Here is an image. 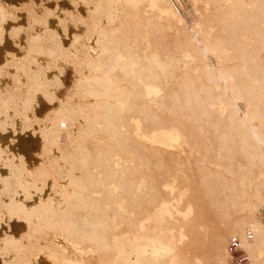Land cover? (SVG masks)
Listing matches in <instances>:
<instances>
[{
	"label": "bare ground",
	"instance_id": "6f19581e",
	"mask_svg": "<svg viewBox=\"0 0 264 264\" xmlns=\"http://www.w3.org/2000/svg\"><path fill=\"white\" fill-rule=\"evenodd\" d=\"M97 1L100 0H94V8H88L93 18L102 9ZM125 1L132 4V0ZM200 1L205 3L207 12L191 24L176 11L173 18L162 21L157 14L126 13L115 33L87 20L88 29L84 35H75L69 47L63 46L53 34L46 33V17L53 14L76 16L78 11L65 10L60 4L47 10L33 0L28 1V6L39 9L38 14L33 12L29 17L30 25H41L30 27L29 35L34 32L36 37L31 34L33 39L28 37L24 48L35 52L37 46L39 51L45 41L43 37L49 41L54 39L56 44L49 47L50 51L43 49L56 56L73 52L80 58L78 61L74 56L82 78L78 79L73 94L58 99L59 105L39 120L33 113L35 96L31 93L35 95L36 90L43 89L50 103L57 99L45 83L39 82V77L44 75L41 69L42 74L39 72L37 77L35 74L27 76L28 81H25L29 85L25 82L20 86L21 90H27L25 95L30 100H26V96L22 100L21 92L12 90L9 85L0 87L2 132L6 133L9 128L14 130L15 116L22 117L20 120L27 124L26 127L38 126L44 151L54 156L50 166L29 171L22 157L16 164L13 153L0 145V216L15 217L25 225L19 237L5 234L2 264H37L34 258L41 247L57 255L61 264H158L159 256L168 253L165 244L161 237H149V231L145 233L143 229L150 225L149 220L162 222L169 203L167 199L173 193H177L179 205H186L194 212L193 220L185 224L186 232L191 234L200 229L206 233L202 232L198 241L196 237L201 233L192 234L195 239L185 244L189 246L191 242L189 247L196 249H188L185 245L183 254L188 250L197 251V248L202 251L204 247L198 245L202 242L205 245L206 241L202 240L206 235L207 240L212 238V242H208L211 251L204 250L206 255L211 254V259L207 255L208 260H212L209 264H228V237L234 233L243 236L248 227L254 237L245 243V248L256 264H264V225L256 215L257 200L264 196V0ZM86 2L88 6L93 3ZM102 11L103 14L106 10ZM13 12V6L0 0V37L5 31L1 19ZM23 29L13 26L10 33ZM166 30L172 35L167 41L162 35ZM35 41H40L41 45H36ZM29 48L27 55L33 52H29ZM154 49L155 56L164 50L189 52L190 66L174 86L167 87L160 72L152 71L147 56L153 54L151 50ZM92 51L97 55L89 56ZM183 55L186 57V53ZM211 56L215 57V64ZM7 57L16 59L12 53ZM9 59L0 70L11 67L13 59ZM45 59L41 62L47 64L44 68L48 66L50 73L55 60ZM28 61L26 65L33 67ZM32 63L34 65V61ZM116 66H121L141 89L132 91L127 86L114 84L111 71ZM41 68L44 70L43 66ZM121 112L125 114L119 116ZM93 128L96 131L105 129L109 137L108 145L96 148L95 154L88 147L91 138L87 135L88 132L97 134ZM63 131L73 135L69 147H62L65 143L60 142ZM163 132L175 145L178 143L176 151L159 145V134ZM137 135L143 138L136 139ZM144 140H152L154 146L146 142L147 145ZM121 144H125L126 149L128 145V149L139 151L133 164L128 161L119 167L120 157L116 156L120 155ZM96 167L100 173L98 177ZM7 170L14 175L3 178L5 175H1ZM111 181L119 182L104 189L101 199L96 198L97 188ZM51 185L61 189L60 193L56 192L57 196L47 195L52 191ZM61 193L64 194L61 196ZM126 199L128 203L124 205ZM158 207L156 217L153 211ZM108 209L114 212L108 213ZM206 214L211 215L210 218L206 219ZM207 222L211 225L208 227L209 233H213L211 237L205 228ZM124 223L128 229L145 233L141 234L144 241L140 236L132 239V244H138L134 247V258L128 255L115 230ZM165 225L177 227L174 221H167ZM163 238L166 241L167 237ZM200 250L193 255L200 252L199 256L205 258ZM181 254L173 252L167 264H194V257ZM7 257L10 259H5Z\"/></svg>",
	"mask_w": 264,
	"mask_h": 264
},
{
	"label": "rangeland",
	"instance_id": "374dc122",
	"mask_svg": "<svg viewBox=\"0 0 264 264\" xmlns=\"http://www.w3.org/2000/svg\"><path fill=\"white\" fill-rule=\"evenodd\" d=\"M3 1L6 2L7 4H10L11 6H13L14 12L12 15L8 14V15L4 16L3 19H1L2 24L5 28V31L3 33V36L0 37V69H2L1 67H3V65L5 67V64H7L6 61H7V59H9L7 57L8 53H12V55L14 57L16 56V59L12 58L13 59L12 60L10 58L12 60L10 62L11 67L6 68V69L3 68L4 70H0V72H1L0 73V87L9 85V87H11L12 90L14 89V91L17 90V91L21 92V95H19V96L22 97V100H24L23 98L25 96H26L25 99L27 100V99H29L27 94L25 95V93H26L25 91H27V90H25V89L21 90L20 86L25 85L24 84L26 82L25 79L28 81L27 76L32 77L35 74L34 76L37 77V74L40 75V73L42 74V72H43V74L45 76L42 75L44 77H42V76L39 77L41 79L40 80L38 78V80H40L39 82L45 83V86L49 87L48 90L52 91L54 93V95L57 97V99L54 102L50 103L49 99H47L48 97L46 98V95H45L46 93H44L45 91L43 92V89L39 90V91L36 90L38 92L35 91V95H34V93H31V94H33V97L35 96V98L33 99L34 102L31 99V102H33L32 103L33 104V113L35 114V117L39 120V119L43 118V116L49 110H51L52 108L57 107L59 105L58 99H64L67 96L73 94V92H74L73 89H75L76 83H78V81H79L78 79H80V77L82 76L81 70H79V68L77 69V67H76L77 65L75 64L76 63L75 58H77V56L73 52H69V53H67L69 55H66L69 59L66 58L67 60H65L64 57H66V56L51 55L50 53H48V51H45V50L46 49L49 50V47L55 46L56 41L54 39H51V41H49V40L45 39L44 37H43V39L45 41H43V39L40 36L38 38L41 39V40L39 39L40 41H43L41 43L42 45L40 44V41L39 42L35 41V42H36V45H38V44L41 45V47H40V45H39V47L42 49V51L45 49L44 52H40L41 49H39V51H38V47L36 45L35 46L37 49L35 50V52L36 51H37V53L40 52L38 54L35 53L34 50H31L29 47L24 48V46L27 44L26 41H27L28 37L30 39L31 34H32V37L34 36V32H30L31 34L29 35V31L31 30V28H34L37 25H41V24L34 25L35 23L30 25V22H29V20H30L29 17H31V14L33 12L36 13L37 11H39V9H34V8H31L30 6H28L29 0H3ZM87 1L88 2L92 1L93 3L92 4L90 3V5L88 6L86 0H79V1L75 0L76 4L78 2V5H76L77 7H75L74 0H33V2L36 3V5H43V6L47 7V10L55 9L57 4H60L65 10H69V11H76L77 10L78 11V15H76V16L74 14L71 16H68L66 14L65 15H54L53 14L49 17H46V25H45L46 33L49 35L53 34L52 37L54 36V38L57 39L59 42H61L62 45L65 47L70 46V43L72 42L75 35H84L86 30L88 29V26H87L88 23L87 22L90 19L92 21H94V23H96L98 26L108 28L111 33H115V32H118V29L123 24V22L125 20L126 13H135L137 11H140L144 15L145 14L146 15L157 14L158 15V16L156 15L157 18H159L162 21L165 18L166 19L173 18L176 15V13L174 11H176L179 15H181L182 18H184V20L187 23L191 24L193 21L199 19L201 17V15H204L202 13L207 12L205 9V6H204L205 3L200 1V0H166V1L165 0H132V4L129 2H126L125 0H105V1L100 0V1H97L99 3V5L101 4V6H99L100 9L102 7V9H101V10H103L102 12H104L105 10L106 11L103 14L100 13L101 10H99V12L97 11L99 14H97V12H96L95 14H97V15L93 18L92 13L91 12L89 13L88 8H90V7L94 8L95 5L93 6V4H95L96 2H94V0H87ZM160 2H162V3H160ZM96 6H97V4H96ZM215 8H217V6L211 7V9H215ZM40 11H43V10H40ZM45 13H47V11ZM37 14H38V12H37ZM13 26L22 27L24 29L18 30L12 34V33H10V31H11V28ZM38 33H39V31H38ZM162 35L166 41L168 39L172 38L171 33L167 30L163 31ZM34 37H36V36H34ZM33 38H31V40ZM36 40H38V39H36ZM31 42L28 41V43H31ZM255 43H257L256 40H255ZM33 45H34V43H33ZM258 45H260V44H258ZM30 46H31V44H30ZM27 48L30 49L29 52L33 51L34 53L30 52L31 55H30V53H29V55H27L26 54V53H28V51L26 50ZM95 51H92L91 55H89V56H96L97 52H95ZM151 51L154 54L155 49L151 50ZM173 51L174 50L158 51L159 52L158 56L157 55L155 56V54L154 55L153 54L148 55L150 57L147 56L149 63L151 62L150 66L152 65L151 66L152 71H154V72L156 71L158 73L160 72V76L162 77V79H163V81L167 87L174 86L176 84V81L179 80L183 71L188 69L190 66L189 58L191 56H190L189 52L182 51V52L177 53V51H174L175 52L174 53ZM185 53H186V57H185V55H183ZM262 55H264V51L262 52ZM74 56H75V58H74ZM153 57H155V58H153ZM28 59L29 60L32 59L34 61V65L32 63L33 61L30 60V62H29ZM42 59H45L47 61H49V59H50L49 62H51L52 59L55 60V63L53 65V67H54L53 71L48 73V71H47L48 66L44 68V66L47 64L46 63L43 64L41 62ZM79 59L80 58H77L78 61H79ZM27 61H28V63L32 64V66L34 68L33 67H31V68L36 70L37 73H35V71L33 73V70L30 68V66H31L30 64L26 65ZM155 62L157 65L155 64ZM211 62L214 64L216 63V59L214 56H211ZM24 63H25V65H24ZM39 63H41V64H39ZM8 64H9V62H8ZM35 65L37 67H35ZM40 65H41V67L43 66L44 70H42ZM17 68H20L23 71H19L20 69H17ZM23 68H25V70ZM115 68H114V70L112 69V71H111V76L113 78L112 81L114 84H117L120 86H122V85L127 86V88L129 90H132V91H139L141 89V85L136 80H134L130 75H128L121 66H118V67L116 66ZM26 69H29L27 71L28 73L26 72ZM37 69L38 70L41 69L42 72H40V70L37 71ZM16 70H17V73H16ZM19 72H21V73H19ZM44 72H46V74ZM22 73H23L24 77H26V78H22L23 77ZM27 74H30V75H27ZM4 76H6V77H4ZM18 77H19L20 81H18ZM31 77H29V78H31ZM21 79H23L22 84H20ZM1 82H2V84H1ZM17 84H19V87ZM26 84L29 85V82L28 83L26 82ZM72 90H73V92H72ZM31 94L29 93V95H31ZM19 96H16L17 100L20 99ZM240 104H241L242 110H244L245 109V103L243 104V102H242ZM123 112L119 113V116H123V114H125ZM125 112H126V110H125ZM222 113L224 115V112H222ZM15 114H17V113H15ZM116 114L118 116L117 112H116ZM16 116H15L16 120L14 119V121H13V122H15L14 124H16L15 125L16 128L14 130L12 128H9L8 131L5 133V132H2V130L0 128V145H2V146L5 145L8 148V150L11 153H13L12 154L13 157L15 159L17 158V160L15 161L16 164L17 163L19 164V162H20L19 160L22 157V159H23L22 162H24L25 166L27 167V169L29 171H33L34 169H36L39 166H46V165L50 166V163L52 161L54 162V160L52 159V158H54V156H48V154H47L48 152L44 151V140H43L41 130L38 128V126L36 124H33L32 125L33 127H31V125L30 126L28 125L26 127L27 124H24L22 122L23 118L22 117L17 118L18 116L17 117ZM20 118L22 120H20ZM23 124L25 127H23ZM136 126H137V124H136ZM125 129L126 128H124V130ZM132 131H133V129L130 130V132H132ZM137 131H138V126H137ZM139 131H141V130L139 129ZM106 132H107V130H106ZM96 133L97 134H90L88 132V134H87L91 138L89 140L88 147L91 149L93 154H95L94 152L96 151V148L97 149H103L104 147H106L108 145V139H109V137L107 135L108 133L107 134L105 133V129H98V131H96ZM133 133L134 132H132L130 134L133 136ZM95 135H96V137H95ZM72 136L73 135H71V134L67 135L66 131H63L61 133L60 142H61V144L65 143L64 145H62V147H65V146L69 147V145L72 142V140H71V138H73ZM141 136L137 135L136 139L137 138L138 139L143 138V135H141ZM67 137L70 138V140H68ZM159 137H160V141H159L160 146L168 149V151H171V152H174L177 150L176 146L178 145V143H176V145H175L174 144L175 142L171 141L168 134H164V132H163V133L159 134ZM143 142H145V143L147 142L151 146L152 145L154 146V143L152 140L151 141L150 140H147V141L144 140ZM124 147H126L125 144L119 145V151L118 152L120 155L116 156V158L120 157V158H118L120 163H121L119 165V167H122V163L127 164L128 161L131 164H133V160L136 158L137 154H139V151H136L133 148L129 147V149H128V145H127V149ZM45 152H46V154H44ZM21 164L23 165V163H21ZM94 165L97 166L96 164H93V166ZM99 167L101 168V165ZM8 170L6 171V173L1 175V176L5 175V177H3V178H6L7 176H10L12 174V173H8ZM94 170L96 171V177H98L99 176L98 174H100V173L97 171V167ZM79 174L80 173H78V175ZM13 175H14V173L12 174V176ZM103 181L105 182V180H103ZM52 182H54V180H52ZM117 182H119V181H117ZM117 182L111 181V183H108L107 186H104V184L100 185L103 189L100 188V190H98L100 187L99 186L97 188V191L94 192V196L98 199L99 198L101 199L104 195V192H102V191L104 189H106L107 187L115 186ZM52 185H51V187H52ZM144 187L145 186H143L142 189H144ZM58 188L59 187H52L51 193H49L47 195H49V196L56 195L57 196V194L61 192V189H58ZM56 192H58V193H56ZM63 194L64 193H61V196ZM177 197H178L177 193H173V194H171L170 198L167 199V200H169V203L167 204V210L164 211V215H163L164 218L160 224H158L155 221H154L155 222V224H154L153 220H149V224L151 225L153 223V225L151 227H149L150 225L146 226L147 228L144 227V229H143L145 233H147L149 231L147 233L149 237H154V238L161 237L163 240V244H165L164 246H165L166 252H168V253H164V254L159 256L158 264H167L170 260L171 254L173 252L174 253L178 252V254H181V253L183 254L184 253L183 248L185 249V245L187 246L186 248H188V249H191V248L194 249L195 247H189L191 242H190L189 246L187 244H185V242L189 243L190 239H192V238L195 239V237L192 234L196 233V235H199L201 233V235L199 237H196V240L198 241L202 238L201 237L202 232L204 233V231H202L200 229H199L200 232L197 230V232H194V233L191 232V234L186 232L185 224L187 222H191L195 215H194V212L192 211V208H189L186 205L182 206V204L179 205ZM125 203H128L127 199L123 200L124 205H125ZM159 209L160 208L158 207L155 211H153L154 216L156 215V217H157V212ZM107 211H108V213L114 212V211H112V209L111 210L108 209ZM131 215L135 216L134 213ZM256 215H257L258 219L264 225V196L260 197L257 200ZM210 216L206 214L205 218L206 219L210 218ZM18 221H20V220L16 219L15 217H13V218L7 217V219H5V217L0 216V264L4 263V258L1 256V254L3 253L2 247L5 246V244H3L4 237L7 234L13 235L15 237H19L24 232V228H25L24 222H18ZM167 221H174L177 224V227L176 228L175 227L174 228L167 227L165 225ZM207 221L210 222L209 220H207ZM208 222L206 223L205 228H207L206 229V231L208 232L207 235L210 234V237H211L213 235V233H212V235H211V232L209 233V231H210L209 228H211V225L209 226V224L214 225V223L210 222L208 224ZM212 228H213V230H216V229H214L215 227L212 226ZM202 229H204V228H202ZM115 230L118 232L119 240H121L122 243L125 244V249H126L128 255L131 258H134V256H135L134 247H135V245H138V244H135V243L132 244V239L135 236H140L142 241H144L141 234H145V233H143V232L140 233L139 231H136L133 229H128V227L125 225V223L121 226L116 227ZM204 234H206V233H204ZM171 235H173V236H171ZM163 236L165 238L167 237L166 241L164 240ZM204 239H206V240H204ZM204 239L202 241H206L205 245H204V242H202V241H199V242H202L203 245H201L202 243L200 244L199 242H196V244L199 243L198 246L204 247V249L201 248L203 253H204V250L205 251L207 250V252H208V250L211 251L208 242L210 240L212 242V238L207 240L208 236L206 237V235H205ZM191 241H194V240H191ZM117 245H121V244H117ZM170 245L172 247H170ZM192 246H194V244ZM198 246L196 245V247H198ZM171 248L172 249L174 248V250H171ZM206 248H208V249H206ZM197 249L200 250V248H197ZM198 250L197 251L194 250V252L191 250H188L187 252L186 251L185 252L187 253V257H188V255L194 257V259H192V260H194V264H209L212 261V260H210L211 254H207V255H210L209 260H208L209 256H207L205 253H204L205 258L204 257L202 258L201 256H199L200 252L197 255H193V253H197ZM202 251H201V254H202ZM186 253L183 255H186ZM35 255L36 256L34 259H36L35 261L37 264H59V263L61 264V260L59 259V257L57 255L51 253L46 248L41 247L40 250H38ZM206 258L208 261L206 260ZM5 259H10V257H7Z\"/></svg>",
	"mask_w": 264,
	"mask_h": 264
},
{
	"label": "built area",
	"instance_id": "2783aa9c",
	"mask_svg": "<svg viewBox=\"0 0 264 264\" xmlns=\"http://www.w3.org/2000/svg\"><path fill=\"white\" fill-rule=\"evenodd\" d=\"M254 233L250 228H245L243 236L231 234L226 243L228 264H256L248 254L245 243L253 240Z\"/></svg>",
	"mask_w": 264,
	"mask_h": 264
}]
</instances>
